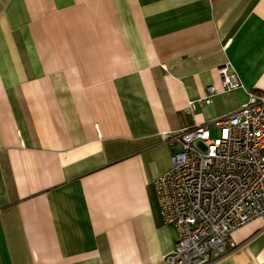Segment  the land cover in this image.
Listing matches in <instances>:
<instances>
[{"label":"crops","instance_id":"0c3cea01","mask_svg":"<svg viewBox=\"0 0 264 264\" xmlns=\"http://www.w3.org/2000/svg\"><path fill=\"white\" fill-rule=\"evenodd\" d=\"M248 93L264 94V0H0V264H163L167 134ZM210 264H264V220Z\"/></svg>","mask_w":264,"mask_h":264},{"label":"built area","instance_id":"2783aa9c","mask_svg":"<svg viewBox=\"0 0 264 264\" xmlns=\"http://www.w3.org/2000/svg\"><path fill=\"white\" fill-rule=\"evenodd\" d=\"M217 71L224 91L241 86L228 62ZM216 91L207 86L197 103H209ZM167 138L171 166L153 185L162 220L174 225L177 240L163 264H210L227 252L234 229L264 220V94L248 93L236 110Z\"/></svg>","mask_w":264,"mask_h":264},{"label":"rangeland","instance_id":"374dc122","mask_svg":"<svg viewBox=\"0 0 264 264\" xmlns=\"http://www.w3.org/2000/svg\"><path fill=\"white\" fill-rule=\"evenodd\" d=\"M214 134H215V131L213 130V131H212V135H214Z\"/></svg>","mask_w":264,"mask_h":264}]
</instances>
